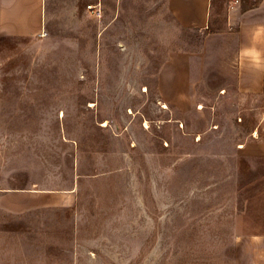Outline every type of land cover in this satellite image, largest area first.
I'll return each instance as SVG.
<instances>
[{"label":"rangeland","instance_id":"obj_1","mask_svg":"<svg viewBox=\"0 0 264 264\" xmlns=\"http://www.w3.org/2000/svg\"><path fill=\"white\" fill-rule=\"evenodd\" d=\"M224 16L44 0V36L0 37V192L48 199L0 208V264H264V94Z\"/></svg>","mask_w":264,"mask_h":264},{"label":"crops","instance_id":"obj_2","mask_svg":"<svg viewBox=\"0 0 264 264\" xmlns=\"http://www.w3.org/2000/svg\"><path fill=\"white\" fill-rule=\"evenodd\" d=\"M219 5L225 18L220 22L217 35L235 43V55L231 61L233 84L244 96L262 95L264 0H239L237 5H232L231 0H168V9L175 20L186 29L198 31H209L212 9ZM41 34H44V0H0V37L31 39ZM44 194L29 190L1 191L0 208L21 213L48 206V199L43 200ZM22 203H25L24 206H21ZM254 242L264 246V237Z\"/></svg>","mask_w":264,"mask_h":264},{"label":"built area","instance_id":"obj_3","mask_svg":"<svg viewBox=\"0 0 264 264\" xmlns=\"http://www.w3.org/2000/svg\"><path fill=\"white\" fill-rule=\"evenodd\" d=\"M239 3V0H231L232 5H237ZM40 36H44V34H41Z\"/></svg>","mask_w":264,"mask_h":264}]
</instances>
